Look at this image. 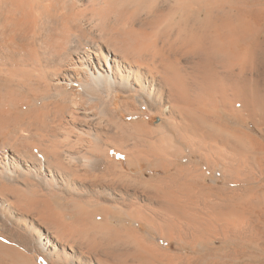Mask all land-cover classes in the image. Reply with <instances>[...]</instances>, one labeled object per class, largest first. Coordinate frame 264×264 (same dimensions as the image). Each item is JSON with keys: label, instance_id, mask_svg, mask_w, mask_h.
<instances>
[{"label": "bare ground", "instance_id": "obj_1", "mask_svg": "<svg viewBox=\"0 0 264 264\" xmlns=\"http://www.w3.org/2000/svg\"><path fill=\"white\" fill-rule=\"evenodd\" d=\"M230 1L0 0V264H178L131 223L264 264V0Z\"/></svg>", "mask_w": 264, "mask_h": 264}, {"label": "rangeland", "instance_id": "obj_2", "mask_svg": "<svg viewBox=\"0 0 264 264\" xmlns=\"http://www.w3.org/2000/svg\"><path fill=\"white\" fill-rule=\"evenodd\" d=\"M158 2H159V4L161 5L162 8H170L172 5L176 4V0L175 1L174 0H158ZM230 2H233V0L230 1ZM260 3L264 7V1L260 2ZM167 5H169V6H167ZM263 68H264V66L260 67V70L258 71V73H259V79H260L259 80V82H260L259 84L264 88V69ZM254 74H256V72ZM263 117L261 115H259V118H258V119H262V121L259 120L260 123H261V126L256 125L252 120H248V121L246 120L244 125H243L244 126L243 128H244L245 131H248V132L252 133L254 136L260 138L261 141L264 143V124H263L264 118ZM160 122H161V118L159 116H153L152 117V124L153 125L159 124ZM248 154H249V152H248ZM121 157H122L121 159L123 161H125V162L127 161L126 160L127 157H123V156H121ZM130 158L134 159L133 157L129 156L128 160ZM125 162H124V164H125ZM140 164H141L140 166L133 167L129 171V172H131L130 173V177H131L130 182L131 183L136 181V180H139V179H148V178H151V177H157V176L165 175L164 171L161 170V169L149 170V167H148L149 165L145 161H141ZM204 171H205L206 174L210 175V170L208 168H205ZM206 182L208 184H212V180H211L210 176H209V178H207ZM222 184H223V182L219 183L220 186ZM239 186H243V185H239ZM207 192H210L211 196H210V198L206 199V202L207 201L208 202L211 201L213 203L215 201H221L219 199L223 200V198H221V196L223 195V197H227L226 194H228V192H226L224 194H220L221 196H219L218 194H216V192L214 190L212 191V189L207 190ZM204 201L205 200H203L202 202H204ZM261 220H262V223H264V218L261 217ZM131 225L139 228L140 232L144 233V235L146 234V236L148 235L149 238H152L153 240H155L157 245L159 246L158 252L160 251V254H161V249L164 250V251L169 252L171 257L170 256H163V258L165 257L164 258L165 261H168V257H169L171 259L175 258L174 259L175 261H177L178 258H179V260L177 261L178 264L179 263L180 264H206L207 262H209V260H212L213 258L215 259L218 255H223V256L225 255L224 259H228V260L231 257V256L225 254L226 252L224 253L225 250H227L228 253H230L231 252V246H228L227 249H224V248L220 249V246L222 245V240H219V239L215 240L214 243H212V244L208 242V244L206 246L202 245L201 242H198L196 244L197 250H195V249H193L192 245L187 244V243L179 242L178 238H177L178 240H176V239H174V237H170L169 240L167 242H165L164 238H166L167 235H165L164 237L161 238V236H159L155 232H152V233L150 232L151 234H148L146 232L149 229L146 228L145 225H142V224L141 225H136L135 223L128 224V226H131ZM263 225L264 224H260L259 223L258 238L259 237L261 238L260 239V241H261L260 242V246H262L264 248V234H263L264 233V228H263ZM246 226L249 227V225H246ZM247 230H248V228H247ZM180 243H181V245H180ZM183 244H184V248L186 247L185 249L182 247ZM179 245L181 246V248H179L180 247ZM213 246H214V249L211 250V247H213ZM124 247H122V249H124ZM218 249H219V251H218ZM253 249H255V248H252L251 246L246 245V250H252L253 251ZM172 256H173V258H172ZM178 256H180V257H178ZM176 257H177V260H176ZM157 260H159V259H157ZM228 263H230V261Z\"/></svg>", "mask_w": 264, "mask_h": 264}]
</instances>
